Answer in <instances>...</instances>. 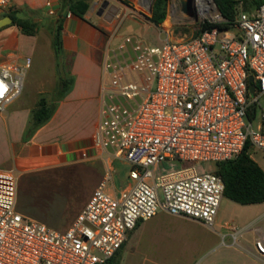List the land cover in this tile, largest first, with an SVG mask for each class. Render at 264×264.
<instances>
[{
    "label": "built area",
    "instance_id": "obj_1",
    "mask_svg": "<svg viewBox=\"0 0 264 264\" xmlns=\"http://www.w3.org/2000/svg\"><path fill=\"white\" fill-rule=\"evenodd\" d=\"M191 2L192 14L182 4L168 7L170 28L225 22L214 0ZM0 9L13 11L14 0H0ZM164 33L160 45L125 36L104 62L93 149L126 161L130 184L109 193V169L70 228L57 231L17 210L20 174L0 168V264H106L140 222L161 211L214 227L225 183L199 165L235 160L248 142L264 153V4L246 12L241 2L231 29L191 38ZM31 62L0 64V111L21 95ZM163 163L178 169L159 173ZM228 227L236 243L242 234ZM255 248L264 256V234Z\"/></svg>",
    "mask_w": 264,
    "mask_h": 264
},
{
    "label": "crops",
    "instance_id": "obj_2",
    "mask_svg": "<svg viewBox=\"0 0 264 264\" xmlns=\"http://www.w3.org/2000/svg\"><path fill=\"white\" fill-rule=\"evenodd\" d=\"M106 1L115 10L112 15H109L108 11L105 13L100 11ZM113 1L116 2L115 6L112 5ZM50 2L54 15L49 14ZM124 2V0H102L97 6L96 0H91L90 9L82 19L70 13L62 0H14L13 11L20 12V15L27 10L39 12L40 15L35 16L34 19L48 31L46 18L65 17L62 32L63 48L65 55L73 54L74 56L71 74L75 77V84L72 91L59 102L51 120L28 140H24V136L31 122L32 112L37 107L41 96L46 95V89H39L33 96L23 89L21 95L9 104L5 111H0V168L14 169L20 175L66 167L70 169L69 166L83 161L81 153L86 150L91 154L88 162L99 167L82 200L75 202L73 195H69L65 202L64 200L59 203L52 202L56 210L53 213L56 215L55 218L46 216L41 211L51 206L47 198L39 195V197L27 199L26 206H21V201L17 200V210L20 213L50 228L57 227L53 226L54 222L61 225L62 231L70 228L88 203L93 188L100 184L107 170L113 168L117 160L107 155L102 157L95 155L93 137L100 119L99 92L104 62L111 50L115 49V46L125 37L119 35L121 27L115 31L112 30L115 20L126 9ZM8 13L0 9V19ZM128 20L134 27L142 28V23L139 21L132 18ZM39 35L40 30L36 36H26L17 26L9 25L1 28L0 51L2 53L17 52L18 58L24 56L23 52L29 51L27 57L31 58L32 52L38 46ZM15 62L18 63V61ZM91 102H96V106H91ZM79 171L84 180L93 173L92 170L85 168ZM108 191L114 195L120 194L112 188H108ZM68 201L69 203L73 201L72 204L77 208L71 209L73 216L66 217L64 207L69 206ZM257 206L260 212L253 220L257 224L253 228V233L249 234L247 226L238 229L242 235L238 237L236 243L233 242V232L228 227L229 223L218 220V216L214 227H209L201 221L164 212L165 218L160 219L155 225H148L142 229L141 240L145 250L149 251L157 245L159 252L163 255L158 263L149 261V264H264V256L260 255L255 248L256 238L264 234V204H257ZM49 219L55 221L51 223ZM153 219L140 222L129 234L122 251L121 264H126L124 256L133 236L145 222H151Z\"/></svg>",
    "mask_w": 264,
    "mask_h": 264
},
{
    "label": "rangeland",
    "instance_id": "obj_3",
    "mask_svg": "<svg viewBox=\"0 0 264 264\" xmlns=\"http://www.w3.org/2000/svg\"><path fill=\"white\" fill-rule=\"evenodd\" d=\"M124 1L126 9L115 20L112 27L113 31L121 27L119 35L122 37L126 35H134L145 40L151 45H160L166 39V34L164 33L165 31L169 30V32L175 38H191L199 31L197 25H192L187 21L170 28L168 17L161 26H155L149 20L151 11L144 9L143 7L145 0ZM152 2L154 3V0ZM96 5L99 6L97 1ZM112 5L115 6L116 2L113 1ZM174 5L180 7L181 0L168 1V7ZM129 18L135 19L142 23V28L134 27L132 22L128 20ZM38 39V46L31 55V67L27 70L23 89H25L27 93L31 94L32 96L33 94L37 93L39 89H46L47 92L44 96L48 100L49 104H51L57 101L54 91L60 77L71 74L74 56L73 54H64L59 59L56 57L52 46V35L50 31L46 30L45 26L40 27V35ZM28 53L29 51L23 52L22 55L24 56L22 58H18L17 52L2 53L0 51V64L15 61L24 64ZM261 103L264 108V97H262ZM90 105L96 106V102H91ZM260 113L261 112L259 111V114ZM254 127L256 128V124H254ZM250 153L252 158L264 169V153L257 151L254 148H251ZM199 166L201 171H213L215 173L218 172L217 164H201ZM69 167L70 169L66 167L61 169L33 172L27 175H20L18 184V202L21 201V206H26L28 203L26 201L34 197H39V195L43 198H47L48 203H51V206L49 208H43L41 211L46 216L50 215L51 218H55L56 215L53 213H55L56 210L52 202L55 201V203H59L62 200L65 202V200L67 201L66 198H68L69 195H73L75 202L82 200L90 188V185L92 184L93 177L98 173L99 167L94 166V164L89 163L88 161H80ZM84 168L93 171V173L89 176L91 178L88 177L87 180L82 179V174L79 173V169ZM110 169L113 171L114 178L113 182L110 183L108 188H112L117 192H121L124 187L130 184V180L128 178L130 165L122 159H117L114 162V167ZM175 169H178L177 165L163 163L160 166L159 173H167ZM97 187H94L91 193ZM72 202L73 201L69 203L68 201L69 206H66V208L64 207V209H66V217H68V215L73 216L71 215L73 212L71 209L74 208L76 210L77 208L74 204H72ZM256 207L258 206L237 204L224 198L219 208L218 220L222 221L223 223L234 225L239 230L247 226V228L249 227V234H252L253 228L255 225H257L253 220L260 212ZM165 215L166 214L164 212H160L159 215L156 216L151 222H145L144 226H142L133 236L129 243L127 253L124 256L126 264H149V261L158 263L159 259L162 258L163 255L159 252L157 245H154V247L149 251L145 250L141 240V233L143 227L145 228L148 227V225L152 226L157 224L160 219L165 218ZM49 220L51 223L55 221L54 219ZM53 226H57L53 229L62 231V227L61 225H58V223L54 222Z\"/></svg>",
    "mask_w": 264,
    "mask_h": 264
},
{
    "label": "trees",
    "instance_id": "obj_4",
    "mask_svg": "<svg viewBox=\"0 0 264 264\" xmlns=\"http://www.w3.org/2000/svg\"><path fill=\"white\" fill-rule=\"evenodd\" d=\"M68 11L82 19L85 18L90 9L91 0H62ZM169 0H154L149 20L155 26H161L167 18ZM225 22L205 23L195 36L207 29L218 28L219 30L231 29L239 13V5L242 2L243 10L252 12L264 4V0H214ZM39 12L27 10L13 11L5 15L11 17V26H17L26 36H36L40 30L41 23L35 21ZM45 23L52 35V46L56 57L59 59L64 55L62 32L64 30L65 17L57 19L46 18ZM75 77L69 74L60 77L55 88L54 95L57 101L49 104L45 96H41L37 107L33 110L31 122L25 132L24 140H28L33 134L51 120L57 110L59 102L64 99L73 89ZM258 89V87H257ZM253 116L249 114V119ZM251 143L245 147L243 153L235 160L217 164V174L225 183L224 198L241 205L264 204V169L251 156ZM124 248V246H123ZM123 248L106 264H121Z\"/></svg>",
    "mask_w": 264,
    "mask_h": 264
},
{
    "label": "water",
    "instance_id": "obj_5",
    "mask_svg": "<svg viewBox=\"0 0 264 264\" xmlns=\"http://www.w3.org/2000/svg\"><path fill=\"white\" fill-rule=\"evenodd\" d=\"M109 4L108 1L103 3V7L104 9L107 7V5ZM181 4H182V10L183 12L187 13V14H192L193 12V8H192V2L191 0H181ZM13 23V19L11 17H4L2 19H0V29L4 28L6 26L12 25ZM250 82H251V92L254 93L255 92V84L253 83V78L250 77Z\"/></svg>",
    "mask_w": 264,
    "mask_h": 264
},
{
    "label": "flooded vegetation",
    "instance_id": "obj_6",
    "mask_svg": "<svg viewBox=\"0 0 264 264\" xmlns=\"http://www.w3.org/2000/svg\"><path fill=\"white\" fill-rule=\"evenodd\" d=\"M100 11H102V13H105L106 11H108L109 15H112L114 13V8L111 7L110 3L107 5V7L104 9L103 5L101 6Z\"/></svg>",
    "mask_w": 264,
    "mask_h": 264
}]
</instances>
